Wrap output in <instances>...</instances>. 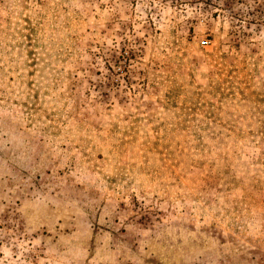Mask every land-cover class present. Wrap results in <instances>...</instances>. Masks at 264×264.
I'll list each match as a JSON object with an SVG mask.
<instances>
[{
  "label": "rangeland",
  "instance_id": "1",
  "mask_svg": "<svg viewBox=\"0 0 264 264\" xmlns=\"http://www.w3.org/2000/svg\"><path fill=\"white\" fill-rule=\"evenodd\" d=\"M0 264H264V0H0Z\"/></svg>",
  "mask_w": 264,
  "mask_h": 264
},
{
  "label": "built area",
  "instance_id": "2",
  "mask_svg": "<svg viewBox=\"0 0 264 264\" xmlns=\"http://www.w3.org/2000/svg\"><path fill=\"white\" fill-rule=\"evenodd\" d=\"M207 43H208V41H205V40L201 41V45H202V46H206Z\"/></svg>",
  "mask_w": 264,
  "mask_h": 264
}]
</instances>
